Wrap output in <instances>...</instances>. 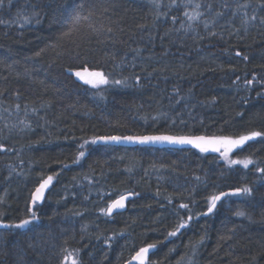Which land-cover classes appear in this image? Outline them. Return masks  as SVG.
I'll return each instance as SVG.
<instances>
[{"label": "trees", "instance_id": "obj_1", "mask_svg": "<svg viewBox=\"0 0 264 264\" xmlns=\"http://www.w3.org/2000/svg\"><path fill=\"white\" fill-rule=\"evenodd\" d=\"M81 3L96 30L81 24L62 35ZM156 3H0V222L31 219L33 189L53 177L37 219L0 228V264H60L65 248L79 249L81 264H126L149 244L156 247L148 264H264V173L257 170L264 136L227 159L91 142L113 134L264 132V0ZM185 12L200 15L189 20ZM84 69L124 84L94 88L75 75ZM246 158L247 168L227 162ZM241 187L251 194L229 196L203 215L209 196ZM125 192L134 194L125 211H101Z\"/></svg>", "mask_w": 264, "mask_h": 264}, {"label": "snow or ice", "instance_id": "obj_2", "mask_svg": "<svg viewBox=\"0 0 264 264\" xmlns=\"http://www.w3.org/2000/svg\"><path fill=\"white\" fill-rule=\"evenodd\" d=\"M0 3H3V0H0ZM153 3H156V0H153ZM173 3H175V0H173ZM156 6L159 7V4L156 3ZM195 9H199L200 5L196 4ZM244 7H247L245 5ZM84 5L83 3L76 5V7L72 10V12L69 14L67 18V23L69 25L68 32L63 33L62 35H70L71 32L78 28L81 24H86V26L93 31L96 29L94 28L93 24L90 23L91 17L93 13L91 11H88L87 14L83 13ZM38 15V13H37ZM185 15L188 16L189 20L196 19V16L200 15L199 13L196 14V16L191 15L187 12H185ZM175 19V18H174ZM255 19V17H253ZM30 22L28 18H25V23ZM39 22V20H37ZM248 21L245 20L244 23H247ZM264 23V20L261 21ZM207 27V24L205 25ZM111 31V29H109ZM36 55H40V53H36ZM237 56L240 55V52L236 53ZM244 59H247V57H244ZM75 75L79 77L81 80L84 81V83L91 85L92 87H98L100 85H107L109 83L115 84V85H122L124 84V81L121 80H113L109 81L108 77L103 73L99 71L89 72L87 69H84L83 72L77 71L75 72ZM138 79V78H137ZM246 84L252 85V80L245 81ZM126 86V85H125ZM264 136V132H258V131H251L248 134H242L236 138L229 137V136H219V137H204V136H168V135H159V136H125V137H119V136H106V137H97L94 138L91 142L96 143L97 140L100 141H120V140H126L130 142H138V143H149V142H168V143H174V144H191L196 148H199L200 151H208L209 149L212 151L220 152L221 148H223V151L220 153L222 157L227 159L228 153L232 152L233 149L240 148L243 146L247 141L254 140L256 137ZM87 143V142H86ZM84 146L81 145V148ZM80 156L84 155V152H80ZM79 159V157H77ZM75 162V161H74ZM230 165L231 164H241L243 167L247 168L249 164H252L253 161L251 159H244V160H228L227 161ZM258 171L264 173V169H257ZM53 177L49 176L47 179L42 180V182L39 184V186L36 188L35 192L32 193V203L35 204L39 200L42 199L45 188L48 187V185L52 182ZM252 189L248 187H241L237 188L234 191L230 193H223L221 192L219 195H211L208 197V213H211L213 209L216 207L217 201L221 199V197L226 195H240V194H251ZM128 195H131L129 193ZM127 197L125 195H121L118 199L113 200L106 209H101L102 212H105L106 214L110 215L113 212V209L122 208L124 207V200ZM181 208L188 209L187 204H181ZM29 213H31V219H21L18 223L14 224H6L3 222H0V228L4 229H21L25 228L27 225H29L32 220L37 219L36 213L32 210L31 207L28 209ZM237 216H243L245 213L241 211H237L235 213ZM189 220L192 219V216L189 215ZM186 226V222L182 221L179 223L176 227V229L172 232H169V236H175L180 229L184 228ZM156 247L155 244H149L147 247L140 248L135 255L132 257V261L138 262V264H147V259L149 255L150 249H154ZM62 259L60 260V264H81L79 260L80 250H74L73 252H69L68 249H62ZM131 264V262H129Z\"/></svg>", "mask_w": 264, "mask_h": 264}, {"label": "water", "instance_id": "obj_3", "mask_svg": "<svg viewBox=\"0 0 264 264\" xmlns=\"http://www.w3.org/2000/svg\"><path fill=\"white\" fill-rule=\"evenodd\" d=\"M159 136V135H168V136H204V137H217V136H214V135H205V134H194V135H176V134H170V133H148V134H125V135H120V134H113V135H98V136H95L94 138H97V137H106V136H119V137H125V136ZM93 138V139H94ZM94 145H112V146H121V147H155V148H173V149H196V150H200L199 148H196L194 147L193 145L191 144H174V143H168V142H149V143H138V142H130V141H126V140H120L118 142L116 141H100V140H97L96 143H93ZM223 148H221L220 152H216V151H212V150H208L209 152L211 153H214V154H220L222 152ZM39 185H37L33 191L35 192L36 188L38 187ZM235 189L237 188H232V189H227V190H224V191H221L223 193H230L232 191H234ZM221 192H218L216 195H219ZM32 193H31V197H32ZM47 193V188H45L44 190V194H43V197L41 200H39L38 202H36L35 204L32 203V199H30V206L31 208H34L35 205L37 203H40L45 195ZM129 193H131V195H128ZM121 195H125L127 198L124 200V207L122 208H117V209H113V212L112 214H110L109 216H113L117 213H120V212H123L127 209V205H128V202L130 200L133 199L134 197V194L132 192H125V193H122V194H119L117 196H115L111 201L110 203L113 201V200H116L118 199ZM229 196H235V195H226V196H223L221 197V199L219 201H217L216 203V207L218 206V204L225 198L229 197ZM109 203V204H110ZM108 204V205H109ZM107 205V207H108ZM106 207V208H107ZM216 207L213 209V211L211 213H208V208L207 210L203 213L204 216L206 215H209V214H212L214 212V210L216 209ZM108 215V214H107ZM137 252V251H136ZM135 252V253H136ZM135 253L129 258V260L127 261L126 264H129V262H131V264H138V262L136 261H132V257L135 255ZM149 256L148 255V259H147V264L149 263Z\"/></svg>", "mask_w": 264, "mask_h": 264}, {"label": "rangeland", "instance_id": "obj_4", "mask_svg": "<svg viewBox=\"0 0 264 264\" xmlns=\"http://www.w3.org/2000/svg\"><path fill=\"white\" fill-rule=\"evenodd\" d=\"M233 150H234V149H233ZM222 151H223V150H222ZM220 155H221V154H220ZM228 156H229V153H228ZM223 158H224V157H223ZM51 183H52V182H51ZM51 183L48 185L47 188H50ZM37 205H38V204H36L35 207L32 209L35 213H36V210H35V209H36Z\"/></svg>", "mask_w": 264, "mask_h": 264}, {"label": "bare ground", "instance_id": "obj_5", "mask_svg": "<svg viewBox=\"0 0 264 264\" xmlns=\"http://www.w3.org/2000/svg\"><path fill=\"white\" fill-rule=\"evenodd\" d=\"M38 184V183H37ZM31 189V188H30ZM120 194V193H119ZM94 195V194H93ZM113 197V196H112ZM94 202V201H93ZM37 204H39V203H37ZM105 206V205H104ZM91 210V209H90Z\"/></svg>", "mask_w": 264, "mask_h": 264}]
</instances>
